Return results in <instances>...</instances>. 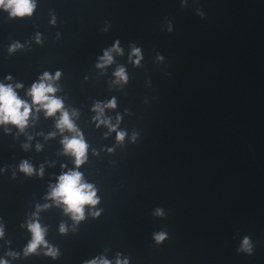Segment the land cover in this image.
Instances as JSON below:
<instances>
[{"label":"water","instance_id":"1","mask_svg":"<svg viewBox=\"0 0 264 264\" xmlns=\"http://www.w3.org/2000/svg\"><path fill=\"white\" fill-rule=\"evenodd\" d=\"M117 39L124 55L96 68ZM13 41L24 46L9 53ZM133 42L144 56L135 67L127 61ZM118 64L129 75L123 86L111 82ZM56 69V94L79 110L76 123L90 145L80 171L98 188L103 211L93 218L85 206L86 218L73 230L70 217L45 198L61 164L73 166L60 133L36 135L56 131L53 117L39 113L24 133L0 127V255L22 249L30 233L21 224L36 204L48 203L39 220L60 255L38 250L12 264H81L117 251L130 264H264V0H37L24 18L0 10V78L11 73L27 87ZM112 96L117 108L106 114H121L119 127L128 133L121 144L91 120L93 102ZM22 159L43 163V176L20 172ZM158 207L163 216L154 215ZM161 230L168 236L158 244L153 233ZM244 236L251 254L238 251Z\"/></svg>","mask_w":264,"mask_h":264},{"label":"clouds","instance_id":"2","mask_svg":"<svg viewBox=\"0 0 264 264\" xmlns=\"http://www.w3.org/2000/svg\"><path fill=\"white\" fill-rule=\"evenodd\" d=\"M36 7L37 0H0V10L7 12L9 18L30 17ZM200 15L203 16V13H200ZM49 23L55 25V15L51 16ZM105 30H107V26ZM168 30H172L171 24H169ZM33 39L40 43L41 34L37 32ZM23 46L21 42L13 41L8 45V51L11 53ZM120 55H124V49L117 39L110 46L104 48L101 55L97 56L95 67L103 71L115 63V56ZM143 59L142 48L134 42L130 43L127 61L135 67L140 66ZM157 59L162 60L163 57L158 55ZM61 76L62 71L60 69H56L53 72L45 70L39 73L37 78L27 87L22 81L15 80L11 73H7L0 78V127L3 128L5 133L12 130L9 125L15 126L17 133H24L30 124H35L39 113L43 112L45 118H54L56 131H50L47 134L36 133V135H44V138L48 139L60 133L61 152L71 157L73 166L69 168L66 164H61V169L63 170L56 176L54 183H49L45 198L50 200L53 205L60 207L63 213L70 217L73 222V230H75L74 226L86 218L85 206H87V214L93 218L98 217L103 209L96 207L101 200V197L97 194L98 188L94 183L88 181L84 173L80 171V167L88 161L90 145L82 129L76 123V119L79 117V110L66 107L64 97L56 94L61 90L58 83ZM112 77L111 82L113 84L120 86L126 84L129 80L126 66L118 64L112 72ZM21 89H23V96L19 92ZM116 108L117 100L115 96L107 100H96L91 105L90 111L94 113L91 120L95 122L96 127L103 125L108 129V132L104 133L105 136L115 132V141L117 144H121L128 135L126 130L119 127L122 116L119 112L115 113L114 116L106 114V110ZM65 132L68 135H64ZM136 137L137 133L133 132L130 139L135 141ZM32 139V135H27V141ZM29 146L28 142L22 144L24 149ZM35 148L39 151L42 145L37 142ZM91 151L93 155H98L97 149L92 148ZM107 151L111 152L113 148H108ZM16 167L27 176L34 174L43 176L44 174L43 163L36 167L29 160L22 159ZM2 171L3 169L0 168V172ZM49 206L48 203L35 205V211H33L31 217L21 224V227L26 228L30 233V239L20 251L5 248L3 254L0 255V264H12L13 260L37 253L38 250L43 251L44 255L53 259L60 255L59 249L46 239L47 226L42 225L39 220V211ZM154 215L163 216V209L156 208ZM58 231L64 234L68 231V226L61 222L58 226ZM4 236L5 227L2 220H0V240H3ZM167 236V232L163 230L156 231L153 233V240L159 244L167 239ZM4 243L7 245L10 242L5 240ZM238 251L248 254L252 253L253 244L250 237L244 236L242 238ZM81 264H130V260L127 255L119 251L111 258L101 252L83 260Z\"/></svg>","mask_w":264,"mask_h":264}]
</instances>
